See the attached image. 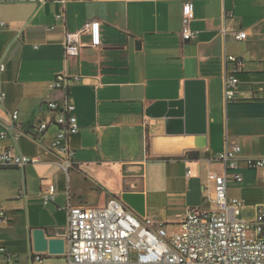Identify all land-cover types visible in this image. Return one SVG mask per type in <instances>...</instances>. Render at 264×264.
Returning a JSON list of instances; mask_svg holds the SVG:
<instances>
[{
    "label": "crops",
    "instance_id": "obj_1",
    "mask_svg": "<svg viewBox=\"0 0 264 264\" xmlns=\"http://www.w3.org/2000/svg\"><path fill=\"white\" fill-rule=\"evenodd\" d=\"M185 1L0 0V153L31 158L24 171L0 167V247L7 249L0 264H63L48 252H33L32 263L29 244L39 227L66 236L68 203L99 206L116 196L139 217L176 229L188 208H213L209 173H222L218 155L227 146L264 156V0H191V40L182 36ZM93 20L101 23V45L66 57V35ZM243 30L247 37L237 39ZM229 55L243 66L226 62ZM59 72L71 77L66 90L50 87ZM228 74L239 82L225 103ZM47 99L75 106L80 131L68 141V174L52 146L58 127ZM43 122L49 126L40 131ZM239 171L242 180L228 181V195L252 219L264 205V169L242 163ZM48 183L57 195L44 205ZM126 193L139 198L142 212L124 201Z\"/></svg>",
    "mask_w": 264,
    "mask_h": 264
},
{
    "label": "built area",
    "instance_id": "obj_2",
    "mask_svg": "<svg viewBox=\"0 0 264 264\" xmlns=\"http://www.w3.org/2000/svg\"><path fill=\"white\" fill-rule=\"evenodd\" d=\"M192 13L193 3L186 0L182 16L184 40H191L196 35L191 26ZM5 26L0 23V28ZM85 33L90 35L89 42L82 40ZM235 37L243 40L247 32L240 31ZM101 41L100 21H89L77 32L66 35L65 56H77L81 48L99 46ZM226 62H234L236 69L243 66V60L235 55H229ZM5 68V63L0 61V75ZM70 79L66 73L59 72L50 87L66 90ZM74 79L78 80L79 76ZM238 82L234 74L225 76V103L234 101ZM5 98L6 92L0 87V108ZM44 105L55 112L52 124L58 130L52 146L62 153L59 165L68 174L74 165V151L68 141L80 131L75 106L67 99H47ZM18 117L19 111L16 110L12 118L16 120ZM48 126L43 122L38 129L44 131ZM218 158L224 165L222 173H209L207 198L213 208H188L179 227L173 230L150 216L139 217L116 196L99 206L68 203L63 264H264V205L257 207L252 219H245L242 217L244 202L228 195V181L242 180L241 164L264 169V156H243L241 146L233 144L227 146ZM29 162L30 157L14 154L11 150L0 153V167H23ZM56 195L54 183L46 184L41 190L44 205L55 201ZM0 253L7 254V249L1 246ZM36 259L41 260V255ZM7 264H13V261L9 258Z\"/></svg>",
    "mask_w": 264,
    "mask_h": 264
},
{
    "label": "water",
    "instance_id": "obj_3",
    "mask_svg": "<svg viewBox=\"0 0 264 264\" xmlns=\"http://www.w3.org/2000/svg\"><path fill=\"white\" fill-rule=\"evenodd\" d=\"M177 111L171 110L168 113V117H173ZM172 120L170 123L172 124ZM23 171L25 166L22 167ZM124 201L136 209L138 212H142L143 206L137 196L133 194L126 193L123 197ZM57 236L49 237V231L45 227H39L32 230V237L30 239L29 251H30V260L33 263L34 255L33 252H48L51 255H63L65 253L66 239L65 231H57Z\"/></svg>",
    "mask_w": 264,
    "mask_h": 264
},
{
    "label": "rangeland",
    "instance_id": "obj_4",
    "mask_svg": "<svg viewBox=\"0 0 264 264\" xmlns=\"http://www.w3.org/2000/svg\"><path fill=\"white\" fill-rule=\"evenodd\" d=\"M242 217L249 219L252 217V215L250 213H248V211L246 210L245 212H243Z\"/></svg>",
    "mask_w": 264,
    "mask_h": 264
}]
</instances>
